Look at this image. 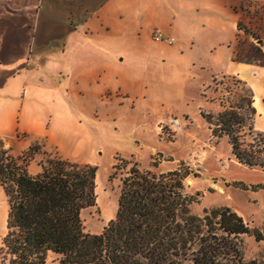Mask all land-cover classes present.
<instances>
[{
  "label": "crops",
  "instance_id": "1",
  "mask_svg": "<svg viewBox=\"0 0 264 264\" xmlns=\"http://www.w3.org/2000/svg\"><path fill=\"white\" fill-rule=\"evenodd\" d=\"M245 5L246 0H0L4 148L14 158L34 145L55 148L62 159L93 165L101 114L114 115L119 126L123 113L134 119L150 108L163 112L173 91L199 81L205 98L204 89L218 76L236 77L251 88L260 118L264 66L233 59ZM154 31L173 42L152 40ZM201 108L218 113L221 106L205 100ZM38 162L31 159L29 174L40 172ZM2 206L0 243L8 211Z\"/></svg>",
  "mask_w": 264,
  "mask_h": 264
},
{
  "label": "trees",
  "instance_id": "2",
  "mask_svg": "<svg viewBox=\"0 0 264 264\" xmlns=\"http://www.w3.org/2000/svg\"><path fill=\"white\" fill-rule=\"evenodd\" d=\"M230 78L244 96L234 104L220 99V112L200 115L213 137L227 138L239 164L264 167V132L253 133L251 125L257 114L253 93ZM245 128L250 142L243 139ZM36 150L31 146L27 152ZM0 154L8 205L0 254L9 256L7 264H45L48 252L61 256L58 264H258L243 262L241 236L260 242L263 235L234 210L223 206L204 210L201 217L190 214L193 199L184 194L183 182L192 173L183 162L162 173L142 171L134 163L122 179L115 218L100 234H89L83 231L81 211L95 204L96 166L54 156L31 175L21 165L25 159L12 157L1 140ZM234 185L264 189V184Z\"/></svg>",
  "mask_w": 264,
  "mask_h": 264
},
{
  "label": "rangeland",
  "instance_id": "3",
  "mask_svg": "<svg viewBox=\"0 0 264 264\" xmlns=\"http://www.w3.org/2000/svg\"><path fill=\"white\" fill-rule=\"evenodd\" d=\"M237 28L239 32L233 44V58L246 64L264 63V0H246ZM246 74L253 80L252 73ZM226 90L230 93L227 94ZM204 91L205 98L201 96L199 81L187 84L172 92L170 107L166 111L158 112L150 108L134 119L123 113L119 126L113 124L114 115H100V145L91 153L95 160L93 165L98 168V189L94 206L81 211L85 233L100 234L109 221L115 218L122 179L128 175L134 163L142 171L162 173L177 168L183 162L192 173L183 182L184 194L193 199L189 205L190 214L201 217L204 210L223 206L239 213L248 227L257 229L263 235V241L260 242L250 235L241 236L243 262L255 260L258 264H264V189L253 192L234 185L235 182L246 186L264 184V167L250 168L239 164L231 154L227 138L213 137L200 115L201 111L217 114L201 108L205 100L218 104L221 99L234 104L244 96V92L236 88L230 77L222 76L214 77ZM221 110L222 107L218 112ZM251 125L253 133L264 132V113L260 118L255 116ZM242 135L245 142L251 141L247 128ZM34 146L36 152H26L20 156L25 160L24 164L19 163L26 170L32 158L41 165L48 158L58 156L59 152L55 148L44 151ZM74 157L77 156L72 155L71 158ZM0 186L1 232V209L3 202L7 207V198L1 183ZM60 257L48 252L45 264H58ZM8 259L9 256L3 251L0 264H7Z\"/></svg>",
  "mask_w": 264,
  "mask_h": 264
},
{
  "label": "built area",
  "instance_id": "4",
  "mask_svg": "<svg viewBox=\"0 0 264 264\" xmlns=\"http://www.w3.org/2000/svg\"><path fill=\"white\" fill-rule=\"evenodd\" d=\"M152 40L156 41V42H163V43H167L170 44L173 42L172 38L166 37L164 36L162 33L158 32V31H154L152 33ZM2 191V188L0 186V193Z\"/></svg>",
  "mask_w": 264,
  "mask_h": 264
}]
</instances>
